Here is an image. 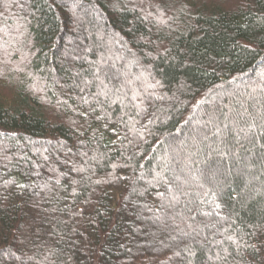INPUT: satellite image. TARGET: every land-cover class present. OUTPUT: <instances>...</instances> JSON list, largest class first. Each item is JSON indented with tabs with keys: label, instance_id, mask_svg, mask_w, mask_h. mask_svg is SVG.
Here are the masks:
<instances>
[{
	"label": "trees",
	"instance_id": "trees-1",
	"mask_svg": "<svg viewBox=\"0 0 264 264\" xmlns=\"http://www.w3.org/2000/svg\"><path fill=\"white\" fill-rule=\"evenodd\" d=\"M0 264H264V0H0Z\"/></svg>",
	"mask_w": 264,
	"mask_h": 264
}]
</instances>
